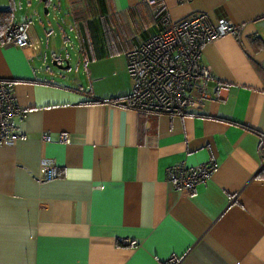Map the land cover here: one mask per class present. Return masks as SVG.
Returning a JSON list of instances; mask_svg holds the SVG:
<instances>
[{
  "label": "crops",
  "instance_id": "crops-1",
  "mask_svg": "<svg viewBox=\"0 0 264 264\" xmlns=\"http://www.w3.org/2000/svg\"><path fill=\"white\" fill-rule=\"evenodd\" d=\"M102 2L112 29L88 32L99 57L79 42L76 25L87 20L71 0L60 3L73 40L63 29L44 46L21 21L38 43L0 41V80L21 111L11 120L19 138L0 143V264H264V0ZM12 3L0 0V10ZM197 13L241 27L202 47L209 98L195 113L131 108L126 50L111 53L105 41L139 44L167 27L159 18ZM67 45L74 70L48 64ZM44 159L56 165L53 179L35 176ZM208 161L211 177L190 195L167 179L170 165Z\"/></svg>",
  "mask_w": 264,
  "mask_h": 264
},
{
  "label": "built area",
  "instance_id": "built-area-1",
  "mask_svg": "<svg viewBox=\"0 0 264 264\" xmlns=\"http://www.w3.org/2000/svg\"><path fill=\"white\" fill-rule=\"evenodd\" d=\"M141 2L151 9L159 4V0ZM10 10L13 15V3ZM161 23L167 27L125 52L126 69L131 79L129 106L155 113H195L210 96L212 76L210 68L202 64L203 45L222 35L239 36L241 27L226 18L212 22L206 13H197L177 22H171L165 16ZM8 41L21 48L38 43L31 41L27 24L21 21L12 22ZM20 113L11 82L0 80V143L19 138L11 132V120ZM59 138L63 142L70 141L67 133H61ZM43 139L50 141L51 137L44 135ZM259 149L264 163V136H261ZM215 167L212 161L191 168L178 163L167 168V179L190 195L198 184L211 177ZM34 173L40 180L53 179L56 165L44 159ZM180 260L172 256L167 264H179Z\"/></svg>",
  "mask_w": 264,
  "mask_h": 264
},
{
  "label": "rangeland",
  "instance_id": "rangeland-1",
  "mask_svg": "<svg viewBox=\"0 0 264 264\" xmlns=\"http://www.w3.org/2000/svg\"><path fill=\"white\" fill-rule=\"evenodd\" d=\"M5 1L8 4L10 3V1L15 3L17 8L18 20L25 21L26 23H28L29 27H31V30H35L38 34V37L44 39L43 41L44 46L46 45V40L49 39L53 41L55 39V35L61 38L60 34L63 29L66 30L67 33L71 32L72 34L71 38L72 40L74 39L73 38L74 32H72V30L68 28V25H66L70 14L68 13L64 5L60 3V0H50L49 3L47 4L44 0H5ZM46 9H48V12H46ZM58 43L63 44L59 40ZM130 44H133L135 47L138 45L137 43L131 41ZM56 54L57 56L61 55L62 57H65L69 61L70 71H73L75 66L78 65L79 63L75 59L72 45L70 46L67 45V47L65 46L64 48L61 47L60 54L59 51ZM48 61H47L48 64L53 66L52 53H49Z\"/></svg>",
  "mask_w": 264,
  "mask_h": 264
},
{
  "label": "trees",
  "instance_id": "trees-1",
  "mask_svg": "<svg viewBox=\"0 0 264 264\" xmlns=\"http://www.w3.org/2000/svg\"><path fill=\"white\" fill-rule=\"evenodd\" d=\"M102 1L103 0H71L72 4L74 5L75 15L77 13H82V17L77 16V18L87 20L85 22L78 23L76 25V28L78 27L80 29L81 38H79V42H81V44H83L87 48L88 53L91 56L90 58L99 57L102 51L97 50L96 48L99 43V41L96 40V36H91L88 34V32L96 28L102 35L106 34L112 29V26L108 23L109 18L105 19L106 21L100 20L105 15V11L100 7L101 5H103ZM45 2L47 3L49 2V0H45ZM84 14L87 16H85ZM11 15V10H0V35L1 31L6 33V37L4 36L0 38L1 42L2 40L7 41L10 38V26L12 22ZM163 17L159 18L160 23ZM97 18L98 20H96ZM99 23L101 24L99 25ZM105 43L106 46L104 49L107 50L108 48L111 53H119L125 50L127 51L134 47V45L130 44L129 42L126 43L127 47L123 46V43L120 41H118L117 43L105 41Z\"/></svg>",
  "mask_w": 264,
  "mask_h": 264
},
{
  "label": "water",
  "instance_id": "water-1",
  "mask_svg": "<svg viewBox=\"0 0 264 264\" xmlns=\"http://www.w3.org/2000/svg\"><path fill=\"white\" fill-rule=\"evenodd\" d=\"M46 12H48V9H46ZM63 62L65 64H63ZM52 65L58 69H65V68H69V61L65 57H62L61 55H59V56H55V58L53 57Z\"/></svg>",
  "mask_w": 264,
  "mask_h": 264
}]
</instances>
